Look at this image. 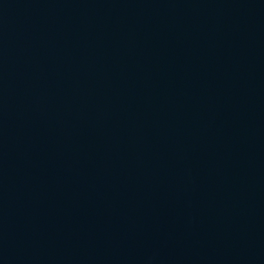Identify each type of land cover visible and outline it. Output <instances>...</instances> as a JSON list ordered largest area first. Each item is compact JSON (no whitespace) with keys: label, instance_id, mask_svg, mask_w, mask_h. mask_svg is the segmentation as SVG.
Segmentation results:
<instances>
[{"label":"water","instance_id":"water-1","mask_svg":"<svg viewBox=\"0 0 264 264\" xmlns=\"http://www.w3.org/2000/svg\"><path fill=\"white\" fill-rule=\"evenodd\" d=\"M0 264H264V0H0Z\"/></svg>","mask_w":264,"mask_h":264}]
</instances>
